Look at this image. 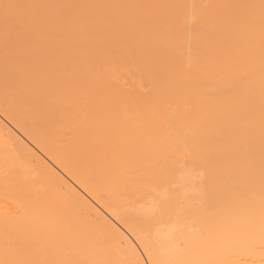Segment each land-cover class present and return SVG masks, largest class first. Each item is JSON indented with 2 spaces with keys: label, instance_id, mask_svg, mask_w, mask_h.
<instances>
[{
  "label": "bare ground",
  "instance_id": "6f19581e",
  "mask_svg": "<svg viewBox=\"0 0 264 264\" xmlns=\"http://www.w3.org/2000/svg\"><path fill=\"white\" fill-rule=\"evenodd\" d=\"M0 264H264V0H0Z\"/></svg>",
  "mask_w": 264,
  "mask_h": 264
}]
</instances>
